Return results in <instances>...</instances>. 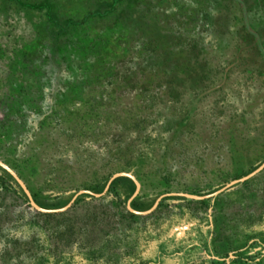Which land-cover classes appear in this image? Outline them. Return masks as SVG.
Instances as JSON below:
<instances>
[{
    "label": "rangeland",
    "instance_id": "rangeland-1",
    "mask_svg": "<svg viewBox=\"0 0 264 264\" xmlns=\"http://www.w3.org/2000/svg\"><path fill=\"white\" fill-rule=\"evenodd\" d=\"M0 161L45 209L249 174L264 0H0ZM127 190L42 213L0 169V264H264V168Z\"/></svg>",
    "mask_w": 264,
    "mask_h": 264
},
{
    "label": "water",
    "instance_id": "water-1",
    "mask_svg": "<svg viewBox=\"0 0 264 264\" xmlns=\"http://www.w3.org/2000/svg\"><path fill=\"white\" fill-rule=\"evenodd\" d=\"M0 168L5 170L14 180L15 182L18 184V186L20 187V189L22 190L23 194L25 195L27 201L29 202L30 206L37 210L38 212H42V213H58V212H63L66 211L67 209L70 208L71 204L74 202L75 198L80 195V194H87L90 196H94V197H100L102 196L105 192H107V190L109 189L110 183L117 178H121V177H125V178H129L135 186L134 192L132 193V195L130 196V198L127 200V209L129 212L135 214V215H147L150 212H152L154 210V208L158 205L159 200L162 197H166V196H177V197H183V198H187V199H191V200H205L208 198H212L220 193H222L223 191L227 190L228 188L234 186L235 184H238L240 182H244L252 177H254L255 175H257L263 168H264V162L259 165L255 170H253L252 172H250L249 174L238 178V179H234L232 181H230L229 183H227L225 186H223L222 188L218 189L217 191L211 193V194H207V195H196V194H190V193H184V192H179V193H175V192H171V193H167L164 194L160 197H158L156 199V201L154 202L153 206L146 210V211H138L135 210L131 207L130 203L131 201L138 195L139 190H140V183L139 181L136 179V177L129 173V172H117L114 173L108 180V182L106 183L103 191L101 193H93L89 190H80L78 191L76 194L73 195V197L71 198V200L63 207L58 208V209H45L41 206H39L33 199L32 194L30 193L29 189L27 188V186L25 185V183L19 178V176L5 163H3L2 161H0Z\"/></svg>",
    "mask_w": 264,
    "mask_h": 264
},
{
    "label": "trees",
    "instance_id": "trees-1",
    "mask_svg": "<svg viewBox=\"0 0 264 264\" xmlns=\"http://www.w3.org/2000/svg\"><path fill=\"white\" fill-rule=\"evenodd\" d=\"M1 169V168H0ZM7 176H9L10 178H11V180H12V182H13V184L17 187V189H19V191H21V193L23 194V192H22V190L20 189V187L18 186V184L15 182V180L5 171V170H3V169H1ZM126 181H127V184H128V190H127V192H125V195H124V199L127 201L129 198H130V196L132 195V193L134 192V189H135V186H134V183L129 179V178H125V177H123ZM105 185H106V182L100 187V189H99V191H102L103 189H104V187H105ZM24 195V194H23ZM73 196H68L67 197V200L65 201V203L63 204V206L64 205H66L70 200H71V198H72ZM153 204H154V202L153 203H151V205L149 206V208L150 207H152L153 206ZM132 208L133 209H135L134 208V206H132Z\"/></svg>",
    "mask_w": 264,
    "mask_h": 264
}]
</instances>
